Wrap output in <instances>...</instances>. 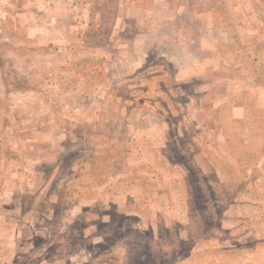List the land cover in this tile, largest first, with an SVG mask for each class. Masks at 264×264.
Masks as SVG:
<instances>
[{"label":"rangeland","instance_id":"rangeland-1","mask_svg":"<svg viewBox=\"0 0 264 264\" xmlns=\"http://www.w3.org/2000/svg\"><path fill=\"white\" fill-rule=\"evenodd\" d=\"M0 264H264V0H0Z\"/></svg>","mask_w":264,"mask_h":264}]
</instances>
